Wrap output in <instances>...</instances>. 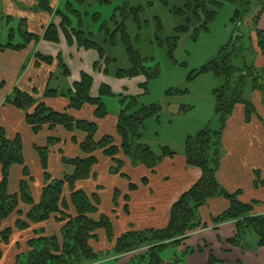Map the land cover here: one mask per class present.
Listing matches in <instances>:
<instances>
[{"label": "trees", "instance_id": "trees-1", "mask_svg": "<svg viewBox=\"0 0 264 264\" xmlns=\"http://www.w3.org/2000/svg\"><path fill=\"white\" fill-rule=\"evenodd\" d=\"M82 2V0H77ZM163 6L168 7L174 18L179 20V25L175 28L173 37H168L164 41L168 47V58L174 61V50L179 35L193 29L196 38L200 31H207L208 25L215 18L217 11L225 4H235L238 0H181L180 7H171L169 0H158ZM244 10H236L232 22L239 25L243 16L248 14L250 0H244ZM237 6V4H236ZM264 3L260 10L253 16V23L257 25L263 12ZM35 11H43L47 14H54L60 19V24L56 27L48 25L42 36L29 34L25 31L24 23L21 21L15 29H10L8 34V44L0 45L1 50L21 51L32 41L40 39L57 44L59 42V32L63 34L69 46L75 45L84 51H94L98 55V63L94 64V69H102L105 76H112L115 79H133L143 77L146 82L140 87L145 89L147 83L159 75L156 67H147V57H142L137 49L141 39L136 37V44H133L128 33L126 23L130 17L136 19L135 12L138 8L130 9L128 13L124 8H117L112 14L109 24L100 23V16H92L94 24L98 25V30L86 29L79 13L69 0L65 6L56 8L50 6L49 0H36ZM118 12V14H117ZM77 25L74 26V19ZM73 19V21H72ZM10 21L11 19L8 18ZM99 23V24H98ZM155 37L158 45H162L160 35L163 27L158 19L155 21ZM16 35L17 44H13ZM254 43V51H258L264 57V31L255 29L253 37L249 42ZM237 45H240L238 47ZM121 46L124 50L128 67L115 68L117 60L111 56V50ZM248 45L243 40L239 30L227 46L220 49L218 54L205 66L188 76V80L211 73L220 82V86L212 92L214 98L213 120L203 129L194 135L187 137L184 141V158L188 167L197 168L201 172L198 181L171 206L169 220L166 227L162 229H145L140 231L130 230L114 239L112 223L104 214L98 213L99 198L97 195L88 196L81 190H75L74 184L77 181L87 180L91 176L94 165L97 164L95 153H101L111 161V173L121 174L123 162L119 159V154L130 160L133 166L142 165L153 170L164 158H172L175 153L166 147H161L156 153L148 145L142 142V134L145 123L151 118H158L162 107L157 104H140L138 97L118 96L120 110L117 115L116 134L120 139L116 145L113 137L103 136L95 140L97 131L96 122L85 120H75L65 111L56 112L49 109L44 102L34 99L33 95L14 89L12 95L6 99L7 104L12 105L17 110L24 112L25 122L31 127L34 133H38L42 127L49 129L62 127L68 132H80L85 135V139L79 143L81 157L75 159H62V163L71 166L70 175H65L60 180H50L49 175L44 173L45 187L42 189L41 197L37 203L33 201L28 188L30 176L24 167L22 156V142L17 136L8 139L5 131L0 127V242L8 244L12 234L11 228L1 229L5 221L12 213L18 210L20 204L31 207L26 218H18L14 224L16 231L28 229L31 224H37L54 218L55 223L62 224L60 228L61 247L56 235L43 237L42 229L34 230V237L27 241L29 250L19 254L14 264H96L103 258L111 256H121L130 254L140 249L146 252L136 255L139 264H184L187 251L175 252L172 259L164 262L160 258V252L165 247L180 246L188 236L206 227L200 221L198 211L201 207L213 198L219 197L229 203V207L213 219V227L231 222L235 225V237L228 241L230 245H236L242 239V235L250 230L256 237L258 247L264 249V217L253 213L254 203L246 204L238 200L240 191L229 194L224 191L216 181V172L219 168L221 158L222 131L228 118L232 115L237 105H242L245 109V120L256 114L255 107L251 101L252 93H259L261 103L264 106V66L256 68L254 66V56L252 51H248ZM256 54V52H255ZM36 64L53 63L51 57H44L39 54L35 56ZM61 76H69L68 69L62 64L60 57H57ZM101 63V64H100ZM92 77L86 73L80 75V80L67 89L65 93L52 89H46L44 98L64 97L68 101V110H82L84 107L94 108L93 116L96 120L104 119L108 112L104 97H113L109 87L102 85L98 90V95L93 98L90 95L92 87ZM3 83L0 81V87ZM185 93L178 89L166 91V97L182 96ZM264 128V123H263ZM74 142L75 139L73 140ZM58 143V140L50 138L46 147L36 148L43 170H46L48 149ZM13 165L23 166L22 180L19 182V190L15 194L7 191L10 168ZM254 184L257 187H264V176L260 171L254 173ZM70 191V198L67 200L63 196L64 187ZM133 186H131L132 188ZM71 209V210H70ZM19 213V212H18ZM21 215V214H20ZM104 231L108 242L114 240L111 250L103 253L94 252L89 245V241L95 239V233ZM0 251V258H1ZM107 263V262H105ZM208 264H220L212 255L209 256Z\"/></svg>", "mask_w": 264, "mask_h": 264}, {"label": "crops", "instance_id": "crops-1", "mask_svg": "<svg viewBox=\"0 0 264 264\" xmlns=\"http://www.w3.org/2000/svg\"><path fill=\"white\" fill-rule=\"evenodd\" d=\"M3 1L6 4L8 18L12 21L17 20V24L22 21L23 28L29 34L41 37L48 25L53 24L58 27L60 24V19L56 15L35 11L36 0ZM58 5V0H53L50 3L54 10L59 7ZM28 7L31 10H27ZM257 27L264 31V12L261 14ZM251 36L253 37V33ZM6 44L8 42L0 45L5 46ZM255 52L256 63L262 67L264 57L257 50ZM37 54L51 57L54 61L50 65L36 64L35 56ZM57 57L61 58L62 64L69 71V76L66 78L61 76L62 71L58 65ZM98 60V55L94 51H84L75 45L69 46L60 32L57 44L40 39L37 42H30L21 51L0 49V81L3 83V86L0 87V127L4 129L8 139L18 136L22 142L24 167L28 170L31 179L28 180V188L34 202L39 201L42 189L45 187V172L49 175L50 180H60L65 175L71 174L72 167L63 164L62 159L81 157L79 143L85 139V135L80 132H68L62 127L49 129L48 126H44L38 133H34L25 122L24 112L7 104L6 99L12 95L14 89L30 93L34 99L44 102L53 111H65L75 120L95 121L97 124L95 140H99L103 136H111L115 144L119 145L120 139L116 134L117 115H107L102 120H96L92 107L86 106L79 111L68 110L66 98L61 96L43 97L46 89L65 93L80 80L82 73H86L92 77L93 81L90 90L91 97L95 98L100 86L105 85L109 87L114 98L133 96L138 97L139 102L141 101L140 97L143 95L140 90V85L143 83L142 77L115 79L112 76H105L102 69H94V64L98 63ZM134 85L138 88L132 92ZM257 94L259 93L251 95L256 114L250 118L249 122L245 120V109L242 105H237L234 108L226 122L222 131V152L216 172V181L229 194L240 191L238 200L241 203L255 202L253 213L264 217V187H256L254 184L256 171H260L264 176V106ZM168 98L174 99L175 97ZM140 104L144 105L143 102ZM169 115L177 117L175 113H169ZM199 129L188 128L184 130V133L171 138L168 137L160 117L151 118L145 123L142 142L156 153H159L161 147L168 148L175 153L172 158H164L153 170H150L142 165L133 166L130 160L119 154V159L123 162L119 175L111 173L110 159L106 158L101 151H97L95 156L98 162L93 166L91 176L87 180L77 181L74 184V189L81 190L88 196L94 194L98 196V213L106 215L111 221L114 238L130 230L162 229L168 223L171 206L201 176L200 170L188 167L184 158L185 139L197 133ZM50 138L58 140V143L49 147L46 170L44 171L35 149L46 147ZM74 139L76 142L73 141ZM24 167L13 165L10 168L7 184V191L10 194L18 192ZM131 186L133 187L131 188ZM63 196L68 202L70 191L67 186L64 187ZM26 207L22 204V207L20 206L1 225V229L11 228L13 231L8 244L4 245L0 242L2 253L0 264H13L16 254H18L17 246L21 245L22 238L30 236L32 238L34 230L43 228L46 230L44 225L43 227H41L42 225L32 227V230H14L13 226L20 214H26ZM228 207L227 200L216 197L210 199L206 205L199 209L200 221L206 227L192 232L180 246L175 247L177 253L189 252L184 264H208L209 252L214 254L220 264H264V249L255 246V239L250 238V241L253 240L251 241L252 246L254 243L253 247L244 244L243 250L228 245V241L236 234L233 223L227 222L216 228L213 227V219ZM53 230L54 225L51 231ZM95 239H98L97 243H93L95 251L102 249L104 232H96ZM105 244L113 246L114 240L108 243L105 240L103 245Z\"/></svg>", "mask_w": 264, "mask_h": 264}, {"label": "rangeland", "instance_id": "rangeland-1", "mask_svg": "<svg viewBox=\"0 0 264 264\" xmlns=\"http://www.w3.org/2000/svg\"><path fill=\"white\" fill-rule=\"evenodd\" d=\"M66 1L67 0H58V6L60 8H63L66 4ZM69 1H71L73 3V7L79 13H81V19L84 22V26H86L85 28L93 31L94 33L98 30L99 26L97 24L95 25L92 21L93 15L98 14L101 17L100 23L109 24V20L111 19L112 14L115 12V9L124 8L126 10V13H128L130 9H139L138 12H135L136 19L130 17L126 23V27L133 44H136V37H140L141 42L137 49L139 50L142 57L148 58L145 65L152 68L156 67L159 71V75L156 78L150 80L147 83L145 89L140 87V90L143 94L141 95L142 97H140V103L143 102L144 105L157 104L162 107L159 117L167 131L168 137L171 138H174L177 134L184 133V130H187L188 128L202 129L207 124H209L210 121L213 120L214 104L211 92L213 89L217 88L220 85V82L211 73L202 74L195 79L188 80L187 78L192 72L200 70L209 61H211L218 54L221 48L227 46L230 43L231 39L234 38L238 30L243 36V40H245V43L249 47V49L247 48L248 51L246 50L245 53L250 54V52L252 51L251 56H254L256 58V54L254 51L255 47L253 45L254 43L249 44L247 42H249V38L252 33H254L255 29L259 30L257 27L258 23L257 25L253 23V16L260 10L261 5L264 3V0H250L248 14L243 16V19H241L242 21L239 25H236L231 20L236 10H244V0H238L236 3L237 6L236 4L234 6L233 4L225 3L217 11L215 18L208 25L207 31H200L196 38L193 35V29H190L189 31L179 35V39L176 43V48L173 53L174 61H171L168 58V47L166 46L164 40L168 37L174 36V30L176 26L179 25V20L174 18V16H172L169 12L168 7L163 6L158 0H82V2H78L77 0ZM51 2H53V0H50V3ZM169 5L171 7H180L181 0H169ZM22 9H24V7H22ZM27 10H31V8L28 7ZM156 19L160 21L163 27L162 33L160 35V39L162 40L161 46L158 45V40L154 36ZM75 20L77 19H74V26L77 25V22ZM16 26L17 20H8V16L6 14V4L3 0H0V44L3 45L8 42V34L10 29H15ZM14 37L15 38L13 40H10V42L16 44L18 43V39L16 35ZM237 46L240 47V45ZM110 53L111 56L117 60V65L115 66V68L126 69L128 67V62L125 57L124 50L121 46L112 49ZM255 58L253 62L254 66L257 69L261 68L256 63ZM141 80L143 81L142 84L146 82L143 77L141 78ZM137 88L138 87L134 85L132 87V92H135L133 90H136ZM169 89H178L180 91H183L185 94L182 96H177L174 99H167L165 94ZM257 95L261 99L260 94ZM103 102L105 103L107 108V115H118L120 110L118 98L104 97ZM169 113H175L177 117H170ZM20 206L22 207V204H20L19 207ZM26 209L27 212H29L31 210V207L27 206ZM26 214L24 215L23 213H21L19 218L21 220H24L26 218ZM53 220L54 218H52L48 223L47 221L37 224L30 223V227L28 229L32 230V227H40L41 225V227H43L44 225L46 227V230H44L43 228L41 235L43 237H51L53 234L56 235L57 241L59 242V245L61 247L62 240L60 238L59 231L63 225L55 223ZM53 225L54 230L51 231L53 229ZM26 230L27 229L22 231ZM37 231L40 232L39 229ZM32 238L30 236L21 239V245L17 246L18 254H16V257L13 260V264L15 263L16 258L19 256V254L27 252L29 250L26 243ZM250 238H253V240L255 239V246H257L256 237L250 230L246 231L242 235V239L239 240L238 243L236 242V245H228L234 248H239L241 250H243L244 244L248 245L249 247H253L254 243L252 246L251 241L253 240L250 241ZM105 240L108 243V239L104 232L103 243ZM95 242L97 243L98 239H92L89 241V245L94 252H107L114 246H106L107 244L103 245L102 243V249L95 251V244H93ZM145 252V249H140L130 254L121 255L119 257H106L101 259L100 262L96 264H139L137 262L136 255H142ZM174 254V247L167 246L161 250L160 258L164 262H167L169 259L173 258ZM210 255L214 257V254H211L209 252L208 259ZM214 258L216 259V257Z\"/></svg>", "mask_w": 264, "mask_h": 264}]
</instances>
